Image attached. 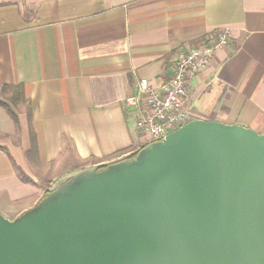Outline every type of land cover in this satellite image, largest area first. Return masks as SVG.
I'll return each instance as SVG.
<instances>
[{"label":"crops","instance_id":"1","mask_svg":"<svg viewBox=\"0 0 264 264\" xmlns=\"http://www.w3.org/2000/svg\"><path fill=\"white\" fill-rule=\"evenodd\" d=\"M221 30L228 45L187 82L191 120L264 134V0H0V102L19 84L26 101L19 131L0 106V214L144 147L125 104L137 80L162 85L180 51Z\"/></svg>","mask_w":264,"mask_h":264},{"label":"water","instance_id":"2","mask_svg":"<svg viewBox=\"0 0 264 264\" xmlns=\"http://www.w3.org/2000/svg\"><path fill=\"white\" fill-rule=\"evenodd\" d=\"M0 264H264V134L191 120L0 214Z\"/></svg>","mask_w":264,"mask_h":264},{"label":"built area","instance_id":"3","mask_svg":"<svg viewBox=\"0 0 264 264\" xmlns=\"http://www.w3.org/2000/svg\"><path fill=\"white\" fill-rule=\"evenodd\" d=\"M229 30L219 31L208 45L180 51L167 82L154 86L148 79L136 82L137 92L125 99L134 109L136 128L144 145L159 143L171 132L191 121L187 82L207 68L215 51L228 45Z\"/></svg>","mask_w":264,"mask_h":264},{"label":"trees","instance_id":"4","mask_svg":"<svg viewBox=\"0 0 264 264\" xmlns=\"http://www.w3.org/2000/svg\"><path fill=\"white\" fill-rule=\"evenodd\" d=\"M7 96V101L8 103L5 102H0V106H2L7 113L10 115V117L13 119V121L15 122L16 125V129L17 131H19L20 129V125H19V119L18 116L15 112L16 109H18L22 104H24L25 101V93H24V88L22 86V84L16 85V86H9V87H5L4 88ZM31 111L30 109H28V114H30ZM146 147V146H144ZM142 147L140 150L132 153L130 156L116 162V163H120V162H124V161H132L134 159H136L138 153L144 148ZM116 163H112V164H105V165H101L99 167H97L96 171H102L107 169L109 166L116 164ZM20 177L22 178V180L26 181L28 180V176L22 172L20 169L18 170Z\"/></svg>","mask_w":264,"mask_h":264},{"label":"rangeland","instance_id":"5","mask_svg":"<svg viewBox=\"0 0 264 264\" xmlns=\"http://www.w3.org/2000/svg\"><path fill=\"white\" fill-rule=\"evenodd\" d=\"M150 146V144H148V145H146V148L147 147H149ZM32 157L33 156H35L36 154H35V152H32L31 154H30ZM83 172V171H82ZM80 173V172H79ZM74 175H76V174H74ZM72 177V176H71ZM70 178V177H69ZM68 178H64V179H61V180H58V181H56L55 182V184H54V186H51V183H49V184H45L44 183V186H43V188H44V192L41 194V197H39L38 199H36L35 200V203L33 204V206L29 209V210H31L32 208H34V207H36L45 197H48V196H50L51 194H53V192H54V190L62 183V182H64L65 180H67ZM30 202H33V200L32 201H27V202H25L24 204H29ZM21 206H23V204H19L18 205V207H21ZM29 210H27V211H29ZM1 215H3V214H1ZM4 216V215H3ZM5 217V216H4Z\"/></svg>","mask_w":264,"mask_h":264}]
</instances>
